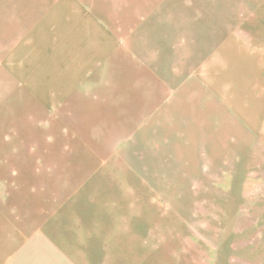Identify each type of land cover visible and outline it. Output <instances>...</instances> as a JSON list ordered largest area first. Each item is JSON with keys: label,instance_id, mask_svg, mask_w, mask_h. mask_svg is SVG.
Instances as JSON below:
<instances>
[{"label": "crops", "instance_id": "obj_1", "mask_svg": "<svg viewBox=\"0 0 264 264\" xmlns=\"http://www.w3.org/2000/svg\"><path fill=\"white\" fill-rule=\"evenodd\" d=\"M163 3L144 2L141 16L130 12L116 18L109 12L115 10V0H0L2 9L23 10L27 21L16 12L19 24L27 26L28 17L38 18L35 23L43 25L50 51L60 52L67 72L63 68L60 98L52 104H59L60 137L66 139L67 152L82 154L78 161L60 162L58 177L23 203L15 196L17 179L6 178V193L0 195V264H146L149 258L153 264L220 263L228 230L219 227L217 233L211 225L188 223L190 207L181 209L179 201L186 198L173 187L181 180L165 170L191 169V179L182 181L196 184L199 153L191 134L203 137L202 154L227 152L219 122L229 114L222 96L228 58L237 53L238 44L226 38L213 59L187 72L180 83L177 60L161 56L159 44L155 53L150 49L145 55L135 48L138 31L145 44L147 35L151 40H178L181 23L161 13L175 5ZM259 77L257 70L251 100L235 108V120L239 116L257 133L253 139L258 138V172L247 194L254 213L252 223L235 227L237 264H264V76ZM97 165L119 170L124 184L123 206L112 212L122 220L103 231V256L96 224H84L83 208L66 209L73 199H81ZM88 193L85 199L92 206L104 199L99 192Z\"/></svg>", "mask_w": 264, "mask_h": 264}, {"label": "rangeland", "instance_id": "obj_2", "mask_svg": "<svg viewBox=\"0 0 264 264\" xmlns=\"http://www.w3.org/2000/svg\"><path fill=\"white\" fill-rule=\"evenodd\" d=\"M152 1H163L164 5L165 2L174 3L175 8H163L161 13L170 16L175 24L181 23L180 35L176 37L178 40L170 42L161 40L164 36L151 40L147 35L148 43L145 44L138 31L135 48L143 50L145 55V52L151 53L150 49L155 53L159 44L164 52L161 56L177 60L180 83L187 72L213 59L226 38L238 44L237 53L231 52L228 58L227 84L223 82L226 90L222 98L228 101L229 114L221 118L223 123L219 122V131L227 152L202 154L203 137L192 138L191 134L189 139L197 144L199 153L198 166L194 170L196 184H183V178H190L193 173L191 169L165 170L181 180L173 187L177 188L181 199L186 198L179 201L181 209L190 207L188 223L211 225L217 233L219 227L228 230L229 241L222 250L219 264H237L235 227L250 224L253 219V203L247 194L253 191L252 182L258 172L254 166L258 138L253 139L252 133H257L239 116L235 120V108L238 102L251 100L252 77L257 70L259 80H263L264 0H115V10L109 9V12H115L116 18L129 17L130 12L133 17H139L143 14L140 6ZM128 5L133 6V11L124 7ZM96 11L107 14L104 9ZM16 12L24 18L23 10L0 7V36L4 37L0 38V179L4 178L0 181V195L6 193V178L14 177L17 179L15 196L23 203V199H32V194L45 189V183L53 180L50 178L58 177L60 162L78 161L82 154L67 152L66 139L62 142L60 137L59 104H52L60 98V79L66 75L61 73L63 68L64 73L67 72L65 66L61 67L60 52L50 51L51 41L44 39L43 25L35 23L38 18L28 17L25 26L17 23ZM51 52L53 56L49 57ZM227 120H232L229 126ZM92 160L93 155H90ZM204 161L206 168L201 167ZM92 171L95 176L83 186L81 199H73L66 209L83 208L84 224H96L94 228L99 232L95 236L100 240V255L103 256L107 253L103 241L106 232L103 231L109 224L122 220L118 213L112 212L123 206L124 184L117 174L119 170L97 165ZM93 191L104 197L100 205L95 202L92 206L85 199V194ZM260 207L264 210L263 200ZM261 217L264 223V211ZM184 219L181 217L182 221ZM146 264H153V261L149 258Z\"/></svg>", "mask_w": 264, "mask_h": 264}]
</instances>
